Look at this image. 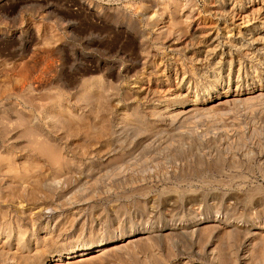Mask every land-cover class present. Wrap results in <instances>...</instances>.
I'll list each match as a JSON object with an SVG mask.
<instances>
[{
  "label": "rangeland",
  "instance_id": "rangeland-1",
  "mask_svg": "<svg viewBox=\"0 0 264 264\" xmlns=\"http://www.w3.org/2000/svg\"><path fill=\"white\" fill-rule=\"evenodd\" d=\"M0 264H264V0H0Z\"/></svg>",
  "mask_w": 264,
  "mask_h": 264
}]
</instances>
